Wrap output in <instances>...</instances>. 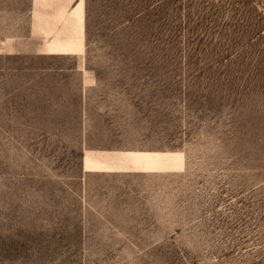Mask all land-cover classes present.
Segmentation results:
<instances>
[{
  "label": "rangeland",
  "instance_id": "374dc122",
  "mask_svg": "<svg viewBox=\"0 0 264 264\" xmlns=\"http://www.w3.org/2000/svg\"><path fill=\"white\" fill-rule=\"evenodd\" d=\"M84 11L83 56L7 58L0 264H264V0Z\"/></svg>",
  "mask_w": 264,
  "mask_h": 264
},
{
  "label": "crops",
  "instance_id": "0c3cea01",
  "mask_svg": "<svg viewBox=\"0 0 264 264\" xmlns=\"http://www.w3.org/2000/svg\"><path fill=\"white\" fill-rule=\"evenodd\" d=\"M84 49V0H0V96H9L12 81L8 76L12 63L7 58L30 52L83 56ZM131 152L140 151L120 154ZM86 160L101 162L86 153L85 170Z\"/></svg>",
  "mask_w": 264,
  "mask_h": 264
},
{
  "label": "bare ground",
  "instance_id": "6f19581e",
  "mask_svg": "<svg viewBox=\"0 0 264 264\" xmlns=\"http://www.w3.org/2000/svg\"><path fill=\"white\" fill-rule=\"evenodd\" d=\"M99 157H100V155H99ZM164 157H169V156H168V154H132L130 156L121 157L119 160L111 161V162L106 161V158H105V162L104 161L94 162L91 160H86L85 168L87 170H90V169H94V170L119 169V170H122V169L132 168V169H144V171H145V170L152 169L154 164L157 163L158 160L163 159ZM95 158H97V157H95ZM164 162H165V160H164ZM167 163H169V162H167ZM155 169H156V167H155Z\"/></svg>",
  "mask_w": 264,
  "mask_h": 264
}]
</instances>
